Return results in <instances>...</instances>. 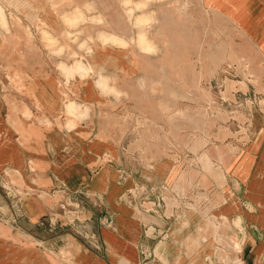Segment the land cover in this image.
I'll list each match as a JSON object with an SVG mask.
<instances>
[{
	"label": "crops",
	"instance_id": "crops-1",
	"mask_svg": "<svg viewBox=\"0 0 264 264\" xmlns=\"http://www.w3.org/2000/svg\"><path fill=\"white\" fill-rule=\"evenodd\" d=\"M0 15V264H264V0H0ZM182 16L243 115L216 153L198 107L167 102L182 62L166 18Z\"/></svg>",
	"mask_w": 264,
	"mask_h": 264
},
{
	"label": "rangeland",
	"instance_id": "rangeland-1",
	"mask_svg": "<svg viewBox=\"0 0 264 264\" xmlns=\"http://www.w3.org/2000/svg\"><path fill=\"white\" fill-rule=\"evenodd\" d=\"M184 5L185 0H183ZM197 19L189 16L166 18L167 38L164 51L167 61L182 62V64L173 63L166 65L167 89L172 91L173 89L177 90V93L174 91L171 92V96L167 97V102L176 105L179 103L186 106L198 107V124L202 126L197 129L198 136L208 135L209 138L212 137L214 141L213 150L216 153L220 151V143L226 141L229 137L232 140L240 132L244 131L243 129L240 130L237 128L238 121L242 120L243 115L238 112L229 114L225 111L227 102L236 103L237 99L227 97L226 93H224L225 95L222 93L223 87L220 81V65L205 64L204 62L207 60L211 61L212 58L206 56V50L193 47L196 46L194 44L197 41V46L200 45V35L198 34L197 40L196 34L192 32L191 27L192 24L196 23ZM201 21L203 23V18H199V24ZM174 23L176 25L181 24V34L174 33ZM179 36L181 37L180 40L178 39ZM146 51L150 55H158L159 50L150 49ZM220 57L221 50H214V60L219 61ZM191 61L192 63H190ZM193 61H197L198 64L196 65ZM156 67V65H150V69ZM213 75L218 79L213 81L205 80L207 76ZM224 87L229 89L233 86H229L226 81ZM206 107L209 109H206ZM228 119L230 120V128L223 127L222 122H226ZM206 124L209 126L208 129H205ZM186 131L188 132L189 130ZM198 147L200 149L203 145L198 144Z\"/></svg>",
	"mask_w": 264,
	"mask_h": 264
},
{
	"label": "bare ground",
	"instance_id": "bare-ground-1",
	"mask_svg": "<svg viewBox=\"0 0 264 264\" xmlns=\"http://www.w3.org/2000/svg\"><path fill=\"white\" fill-rule=\"evenodd\" d=\"M0 16H2V15H0ZM0 20H1V18H0ZM3 20V19H2ZM69 21V20H68ZM2 23H3V21H2ZM0 24H1V22H0ZM2 25V24H1ZM102 36V35H101ZM141 37V36H140ZM103 38H105V37H103ZM139 39H141V38H139ZM142 40V39H141Z\"/></svg>",
	"mask_w": 264,
	"mask_h": 264
}]
</instances>
